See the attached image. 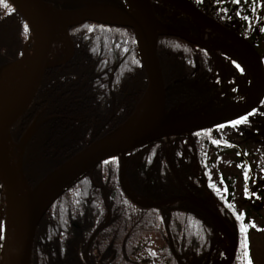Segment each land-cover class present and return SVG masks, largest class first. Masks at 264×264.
<instances>
[{"label": "trees", "instance_id": "16d2710c", "mask_svg": "<svg viewBox=\"0 0 264 264\" xmlns=\"http://www.w3.org/2000/svg\"><path fill=\"white\" fill-rule=\"evenodd\" d=\"M45 1L62 10L90 4L87 0ZM189 1L223 25L240 31L257 49L251 25L254 23L255 28L264 17L260 0L257 4L252 0H240L239 4L230 0L221 4L215 0ZM95 2L127 7L125 0H91ZM151 3L153 14L162 24L190 36H201L200 26L185 13L162 0ZM237 12L249 20H243ZM258 30L263 31L260 27ZM68 34L73 56L65 65L47 70L32 106L11 133L14 142L19 143L34 121L35 134L22 156L24 175L31 185L90 142L122 127L147 90L132 27L86 20L70 27ZM215 35L209 43H214ZM29 36L25 20L12 3H0V67L22 56ZM157 46L165 109L170 118L214 112L238 103L237 88H230L226 99L215 101L218 89L208 78L216 65L214 52L175 36H160ZM222 125L155 139L126 153V182L135 195L153 202L189 193L198 198L211 194L217 213L237 240L232 264H247L240 226L246 230L250 255L249 222L262 215L251 208H240L237 202L234 182L239 175L244 181L245 153L235 147L231 135L218 133L222 129L236 132L238 127L230 122ZM216 139L221 142L214 144ZM228 155L235 164L238 162L237 176L215 169ZM120 167L116 157L103 160L63 188L40 219L32 264L224 263L227 256L223 235L207 214L183 199L151 207L135 204L121 186ZM3 194L0 183V227L4 221ZM253 197H260L259 192ZM2 242L0 237V250Z\"/></svg>", "mask_w": 264, "mask_h": 264}, {"label": "water", "instance_id": "95a60500", "mask_svg": "<svg viewBox=\"0 0 264 264\" xmlns=\"http://www.w3.org/2000/svg\"><path fill=\"white\" fill-rule=\"evenodd\" d=\"M10 1L26 21L27 26L31 31L28 43H31L30 50L32 51V67L28 76L24 78L21 88L12 96L8 93V85L0 84V183L2 185L6 202V220L7 214L9 213L16 229L13 241L14 256L11 264L32 263L33 242L42 215L54 199L61 193L63 188L68 186L73 180L80 176L81 173L91 169L94 165L102 162V160L118 157L121 165V183L122 186H124V156L127 152L144 145V143L154 141L155 139L192 133L197 130L207 129L218 126V124H224L228 123V121L236 120L238 117L248 114L251 110L259 106L261 100L264 98V63L262 62L259 53L255 51L253 46L247 40L243 39L236 32L230 31L221 26L205 13L200 12L190 1L162 0L168 4L170 3L180 12L182 11L186 13L201 26H206L211 30L218 32L231 42V45L212 46L200 39L190 37L183 32L181 33L172 28L170 29L157 21L161 24L160 30L156 32L153 41L150 43L149 47L146 48L145 42L141 41L137 28L132 22L133 13L135 14L137 3L140 0H126L127 4H129L127 9L110 3L92 4L84 9L93 8L95 6L107 7L121 16V19L110 20L111 23L125 27L130 26L134 29L138 40L142 66L147 78L146 99L149 100L150 105L153 107L160 96L159 111L153 115L151 119L147 120L142 127L130 131L129 125L136 115L137 106L122 127L109 135L91 142L88 146L70 156L69 159L63 161L59 166L42 177L34 186H31L24 176L20 159L21 156L17 157V155H15L13 164L14 178L11 179L5 160V145L8 140L12 139L10 138V132L15 123L23 117L26 110L31 106L30 104L34 100L37 91L43 84L42 82L47 73L46 71L50 68L62 66L68 62L74 53V49L73 43L71 39H69L67 33L64 41L67 42L68 50H70L69 53L58 61H52L50 55L53 53L54 46L57 43V40L55 39L53 19L51 18V8L53 7L47 4L44 0ZM149 7L151 14H153L150 1ZM54 9L60 12L80 11L77 9L63 11L56 8ZM85 20L109 21L87 17L79 21H74V23L69 24L67 28L83 23ZM161 35L177 36L191 44H196L213 51L216 50L223 53H229L233 57L241 59L242 63H244L246 68H248L249 72L252 74L254 80L253 84L255 88L249 99L226 110L170 118L165 109V88L163 87V79L161 77L157 56V42ZM143 45L145 46V49ZM22 57L12 62V64L21 60ZM12 64L8 66H11ZM8 66H1L0 72L2 68ZM34 133L35 129L33 122L21 136L22 138L20 142L22 151ZM124 189L126 190L125 186ZM127 194L129 195L128 191ZM177 199H184L188 202L190 201L213 219L222 234L226 235V237H228L229 234L234 238L229 227L224 223L220 215L216 213L214 208L203 204L191 195L182 196ZM169 200L170 199L153 204H142V206H157V204L165 203ZM230 245L232 247L224 264H231L235 258L236 242H232Z\"/></svg>", "mask_w": 264, "mask_h": 264}, {"label": "rangeland", "instance_id": "374dc122", "mask_svg": "<svg viewBox=\"0 0 264 264\" xmlns=\"http://www.w3.org/2000/svg\"><path fill=\"white\" fill-rule=\"evenodd\" d=\"M90 1L91 0H87ZM111 20H117L121 19V16L116 12H112L109 16ZM159 31V30H157ZM264 32V31H263ZM223 43V42H222ZM226 44V43H225ZM257 49L258 52H260L262 62H264V33L260 34L257 38ZM25 49V48H24ZM67 42H57L54 48V53H67ZM239 65V68L237 67ZM217 67L215 69V73L213 74V83L218 84L220 83L221 87L222 84L229 86V85H235L240 87L241 95H243L245 100H248L251 96L253 90H254V84H253V76L249 72V70L244 66V63H242V60L237 59H230L227 61V63L223 62L221 59L218 61ZM2 77V74L0 72V79ZM221 93L223 92V88H221ZM144 96L143 98H145ZM142 98V99H143ZM264 99L261 101L263 103ZM142 102V101H141ZM140 102V103H141ZM139 105V104H138ZM258 112L254 115H249L247 118L246 123H241L237 127V131L234 132L232 129L227 131L226 129H222L218 131L219 134H221L224 137H228L231 135V138L234 139V141L237 143L235 147H241L243 149V152L245 153V156L243 157L245 159L244 167L248 171V168L250 166L251 168V174L254 176L253 183L251 180L247 181V186L251 191H254L256 195L259 196L258 198L254 199L252 196L249 198L245 191V179L242 181V176H238V180L235 179L236 182V188H235V196L237 198V202H239L240 208L245 209H253L256 210V212L260 213L262 216L258 215L254 217V220L252 222L256 225V227H251L252 232L250 237V255H251V261L255 264H264V181H262L261 177L264 176V172H261V169L264 168V104H261L260 107H258ZM236 128V127H235ZM15 154H18L19 148L15 145ZM238 147V148H239ZM247 153V155H246ZM224 157V156H223ZM221 158H219L220 160ZM233 162V163H232ZM235 161L232 160L231 155L223 160H221L215 168L218 172H224V174L233 173L238 174V166H237V160L236 164ZM214 169V170H215ZM215 172V173H217ZM251 176V177H252ZM244 177V176H243ZM126 186V185H125ZM127 189H129L128 186H126ZM130 192V191H129ZM138 198V197H137ZM140 201L144 202V204L149 203L146 199L138 198ZM197 199L204 204L208 206H213L216 208L215 203H213V200L210 195H206L203 198ZM3 226L0 227V237L4 238L5 240V231H6V218L5 221L2 223ZM261 229L260 231H257L256 229ZM236 238H232V242L234 243ZM223 241H224V254L227 256L230 252V240L226 235L223 234ZM237 250V245L235 252ZM226 260V259H225ZM224 260V262H225ZM224 264V263H223Z\"/></svg>", "mask_w": 264, "mask_h": 264}, {"label": "bare ground", "instance_id": "6f19581e", "mask_svg": "<svg viewBox=\"0 0 264 264\" xmlns=\"http://www.w3.org/2000/svg\"><path fill=\"white\" fill-rule=\"evenodd\" d=\"M53 27L55 29V39L60 42L65 40L67 35L68 28L67 26L74 21H79L87 17L97 18V19H106L110 16L112 11L109 8L103 6H95L93 8L84 9L80 11L67 12V11H56L54 8H51ZM133 24L136 26L138 34L141 38V41L145 42L146 48L149 47L150 43L153 41V38L157 32L160 30L161 24L157 22L153 14L150 12L149 0H140L137 3V8L135 14L133 13ZM144 46V45H143ZM144 46V49H145ZM24 55L21 60L15 62L11 66L2 68L0 79V84L8 85V93L13 96L22 86V82L26 76H28L29 71L32 67V51L30 49L24 50ZM160 96L158 97L157 103L152 107L149 103V100L145 98L142 99V102L137 107V112L135 117L132 119L131 124L129 125V130L133 131L137 128H140L155 115L160 107ZM14 157H15V148L12 143V140H8L5 145V160L7 170L11 179L14 178ZM6 231H5V242L2 253L0 254V264H11L13 260L14 253V237H15V226L12 223L11 216L7 214L6 220ZM230 244L232 243V237L228 234ZM230 248L232 247L229 245Z\"/></svg>", "mask_w": 264, "mask_h": 264}, {"label": "snow or ice", "instance_id": "6c2138e0", "mask_svg": "<svg viewBox=\"0 0 264 264\" xmlns=\"http://www.w3.org/2000/svg\"><path fill=\"white\" fill-rule=\"evenodd\" d=\"M5 0H0V3H4ZM225 0H215V3L217 4H221V3H224ZM231 3H234V4H239L240 3V0H230ZM253 4H257L258 3V0H252ZM7 6V5H5ZM261 7H264V4L260 5ZM222 11H226V9L222 10ZM238 16H241V18L245 21L249 20V17L247 16H242L241 13L237 12L236 13ZM26 27V26H25ZM264 30V29H262ZM237 67L239 68V65H237ZM252 113H249V115H251ZM243 122H247V115H242L240 117H238L236 120H233V121H230V124L232 127H237L239 124L243 123ZM218 127L220 128H223L224 125H219ZM221 141L219 139H216V140H213V143L214 144H219ZM239 155V153H238ZM115 159V158H113ZM105 163H107V161H105ZM239 167V165H238ZM250 172H251V168L249 166L248 168V171H245L243 173V176H244V179H245V188H244V191L246 193V195L251 198L252 196H256V193L254 191H251L248 186H247V181L248 180H252L253 177H251L250 175ZM261 172H264V168L261 169ZM262 181H264V176L261 177ZM221 182H223V178L221 177ZM225 192H227V189H224ZM239 215L241 214H238V217ZM251 224L252 227H256V225L253 223V222H249ZM257 231H260L261 229L257 228L256 229ZM240 231L244 233V241H243V248H244V254H245V257H246V261H247V264H252V261H251V257L249 255V252H248V239H247V233H246V230L244 229L243 225L240 226Z\"/></svg>", "mask_w": 264, "mask_h": 264}, {"label": "flooded vegetation", "instance_id": "af4514ba", "mask_svg": "<svg viewBox=\"0 0 264 264\" xmlns=\"http://www.w3.org/2000/svg\"><path fill=\"white\" fill-rule=\"evenodd\" d=\"M261 1V3L262 4H264V0H260ZM201 11V10H200ZM204 12V11H203ZM205 13V12H204ZM205 14H207V13H205ZM208 15V14H207ZM208 16H210V15H208ZM210 18L212 19V20H214L215 22H218L221 26H223V27H225V28H227L228 30H231V31H234V32H236V33H238L240 36H242L243 38H245V39H247V37H245L244 35H242V33L240 32V31H238V30H234L232 27L230 28V27H228V26H226L225 24L223 25L221 22H219V21H217L216 19H214V18H212L211 16H210ZM257 23V25H256V27L254 28L253 26H255L254 25V23L251 25V28H252V31H253V33H254V40H253V43H255V44H257V38H258V36L260 35V34H262V33H264L263 31H261V33L259 32V30H258V28L260 27L261 29H264V17H262V18H260L259 19V21H257L256 22ZM205 33V37H206V40H207V42H209V40L211 39V37H212V35H214V33L213 32H210V31H206V32H204ZM249 33H250V31H249ZM248 40V39H247ZM214 41H216V42H218V43H222V42H224V43H228V42H226V40H224L222 37H221V35H219V34H216L215 35V38H214ZM206 50V49H205ZM256 50H258V49H256ZM215 56V63H217V61L218 60H220V59H222L223 60V62H225V63H227V61L228 60H230V58H229V55H227V54H222V56H219L220 58H218L216 55H214ZM229 93V91H227L226 93H225V97H224V99H226L227 98V94ZM252 232V228L249 230V234ZM250 237H251V234H250ZM249 240H250V238H249ZM250 242V241H249ZM252 264H255L254 262H252Z\"/></svg>", "mask_w": 264, "mask_h": 264}]
</instances>
